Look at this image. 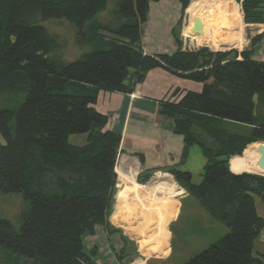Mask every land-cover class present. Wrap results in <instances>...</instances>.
Wrapping results in <instances>:
<instances>
[{
  "label": "trees",
  "instance_id": "16d2710c",
  "mask_svg": "<svg viewBox=\"0 0 264 264\" xmlns=\"http://www.w3.org/2000/svg\"><path fill=\"white\" fill-rule=\"evenodd\" d=\"M108 1L0 0V100L6 102L0 108V192L20 193L26 203L18 229L0 217V264H98V250L86 247L85 237L97 225L109 235L120 231L110 214L121 139L104 128L108 118L93 104L102 90L132 92L156 67L202 83L199 91L174 89L158 101L160 115L182 136L179 162L193 144L200 147L202 180L192 183L187 170L167 171L227 228L180 264H263L253 247L264 227L254 199L264 201V175L233 173L229 160L264 141V60L252 56L264 32L241 51L178 46L152 55L142 49V26L153 0H120L123 20L108 40L88 39L94 50L55 61L41 21L63 17L84 34L88 20L101 26L94 17ZM179 1L182 12L188 7V24L202 14V32L209 34L232 0ZM242 12L245 23H264V0H242ZM231 125L245 130L234 132ZM71 133H85V142L70 143ZM153 171L139 173L137 182L146 183ZM120 235L124 243L113 251L129 263L138 255L136 244Z\"/></svg>",
  "mask_w": 264,
  "mask_h": 264
},
{
  "label": "rangeland",
  "instance_id": "374dc122",
  "mask_svg": "<svg viewBox=\"0 0 264 264\" xmlns=\"http://www.w3.org/2000/svg\"><path fill=\"white\" fill-rule=\"evenodd\" d=\"M191 1L194 0H190L189 5ZM119 3L120 0H109L105 9L98 11L94 17L97 23L100 22L101 26L95 25L93 20H88L83 28L84 34H82L81 31H78L72 22L63 17L47 18L44 19V21H41L42 26L51 38L52 44L49 52L50 56L55 61L63 63L76 60L95 49L92 41L94 42V40L98 37L99 39L97 41H101L103 39L108 40L112 32L111 30L116 29L121 24V20H123L122 18H119ZM239 11L240 4L235 2V0L230 1L227 8L222 11L223 17L216 19V23L211 26L209 34H205L204 31L202 32L204 29L201 22V18H203L202 14L198 16V20L201 25L200 32H195L193 30L195 29L194 22L191 25L188 24L190 19L188 7L186 6L184 12H182L181 8L182 17H180L178 23H181L179 27H181L182 37L185 38L182 46L186 49H195L201 45L209 47L208 45L211 43V40H213V43L217 44H215L216 47L210 44L209 48L212 50L221 51L228 50L232 47L238 49L239 47L238 51H241L244 47H249V42L253 36L264 32V23H245L243 20V12L241 11L243 26L239 29ZM186 25L188 26V31L186 30L187 35L184 34ZM179 27H177V32L180 31ZM236 33H238V35ZM231 36H234L235 39H240L239 41L241 42L239 43L238 41L239 44L234 43V41H232L234 38H232V44H225L224 42H226L227 38H230ZM88 39H91L92 41ZM262 39H264V36L257 43L264 50V41H262ZM223 44L225 45L222 46ZM255 46L256 44L254 47ZM5 103V101L0 100V108H3ZM231 129L234 132H243L245 127L231 125ZM68 141H70V143L72 142L77 145H82V143L85 142V133H71L68 136ZM247 149L248 145L244 149L245 156L242 155V152L240 155L230 158L229 167L232 172H256L247 169V167L246 169L236 168L238 164L244 163L245 165H248L251 163ZM116 161L117 163L114 171L117 173V191L119 190L124 192L125 190H128V188L126 187L127 184L120 180V173L123 172L127 175H131L133 171L130 172L128 169L125 170L121 165L118 167V157ZM177 161H180V158H177L175 161L176 163L174 162L171 166H163V169L169 170L171 168H175L181 171L187 170L191 173L190 179L192 180V183L201 182L205 157H203L201 149L198 145L193 144L191 146L184 161ZM157 174L155 175L152 173V176L148 181H146V183H141L137 182L136 175L134 173V181L143 185H148V187L155 188L156 190L171 187L172 184H175L176 188H173L166 194L163 193L165 196L162 200L154 201L155 204L151 206V209L149 210V217L146 219L135 215L129 222L117 221L112 215L115 207L114 200L113 210L110 214V221L114 227H117L118 229L120 228V231L119 233L116 232V234H113L108 245L105 244L106 246L101 248L104 250V253L100 250V254H98V256L96 255L98 260L101 261L103 258V255L101 254H105L106 252V255L109 256V259L111 258L114 261V264H121L120 260H118L113 251H119L120 246L124 243L120 233L125 235L127 238L134 240L136 244L138 255L132 257V260L129 261L130 264H132L134 260L136 261L133 264H180L185 262L188 258H190V256L196 254L198 251L206 248L210 242L217 240L219 236L225 234L224 232L227 230L226 226L219 221L217 222L212 220L208 213L205 212L197 198L188 195L187 191L179 185V182H181L180 180L178 182L175 180L173 174L171 176V174L169 175L166 172ZM116 193L115 199L117 195ZM254 199L256 210L264 218V201L256 196ZM180 204L181 207L179 216L177 217V210ZM25 208L26 203L20 193L0 192V217L11 221L16 229L19 228L21 222L20 218L26 210ZM174 218L176 219L174 220ZM173 220L174 222L171 224ZM263 233L264 227L257 238L259 239L262 237ZM127 246L129 247L130 245ZM170 248L172 251L168 253ZM167 256L168 258H166ZM262 262L264 264V258L262 259ZM25 264H29V262L27 261Z\"/></svg>",
  "mask_w": 264,
  "mask_h": 264
},
{
  "label": "crops",
  "instance_id": "0c3cea01",
  "mask_svg": "<svg viewBox=\"0 0 264 264\" xmlns=\"http://www.w3.org/2000/svg\"><path fill=\"white\" fill-rule=\"evenodd\" d=\"M148 6V18L142 26V49L145 53L152 55L155 53H173L178 46L183 50L186 49L182 46L185 38L182 37L181 27H179L181 23H178V20L182 17L180 1L153 0L149 2ZM239 13L238 28L240 29L243 23L242 12L239 11ZM177 27L180 28L179 32H177ZM186 30L188 31L187 25L184 29L185 35H187ZM236 34L238 35V33ZM177 37L179 42H176ZM232 38L234 36L227 38L224 43L232 44ZM239 40L234 38L232 41L239 44L241 42ZM213 42L211 40L210 44L216 47L215 44L217 43L214 44ZM237 50H239V47ZM252 56L264 60V50L258 43L254 47ZM201 86L202 83L176 76L168 70L156 67L148 70L145 79L137 83L135 89L130 93L100 91L93 106L108 118L105 129L120 134V154L117 166L121 165L122 168L128 169L130 172L134 170L136 177L149 168L154 170L155 175L164 172L170 175L171 173L163 169V166H171L179 158L183 149V140L182 136L173 132L170 119L160 115L158 101L167 99L174 89H180L182 92L180 94H183L186 90L199 91ZM174 95L178 96V94ZM180 207L181 204L177 210V217L179 216ZM112 236L107 234V230L102 225H97L95 234L86 235V247L95 245L98 256L100 250H102L101 248L105 247V244L108 245ZM102 251L104 253V250ZM171 251L170 248L168 253ZM253 254L261 260L264 258V233L262 237L254 240ZM101 255H103L101 261L97 257L95 258L99 264H114V261L106 255V252ZM124 262L125 260L120 263L128 264Z\"/></svg>",
  "mask_w": 264,
  "mask_h": 264
},
{
  "label": "bare ground",
  "instance_id": "6f19581e",
  "mask_svg": "<svg viewBox=\"0 0 264 264\" xmlns=\"http://www.w3.org/2000/svg\"><path fill=\"white\" fill-rule=\"evenodd\" d=\"M257 143H250L248 145V155L251 163L245 165L244 163L238 164L236 168L250 169L251 171H256L260 173L262 170L260 166L257 165L256 160L258 159L257 153ZM243 162V160H242ZM256 162V163H255ZM236 163V162H235ZM134 171V170H133ZM121 172V171H120ZM120 180L127 184L128 190L124 192L117 191L115 199V207L113 210V216L117 221H130L135 215L140 216V218H148L149 210L151 206L154 205V201L162 200L168 191L176 188L175 184L171 187L162 188L161 190H156L155 188L148 187V185H143L134 181V172L131 175H127L123 172L120 173ZM171 181V180H170ZM133 221V220H131Z\"/></svg>",
  "mask_w": 264,
  "mask_h": 264
},
{
  "label": "water",
  "instance_id": "95a60500",
  "mask_svg": "<svg viewBox=\"0 0 264 264\" xmlns=\"http://www.w3.org/2000/svg\"><path fill=\"white\" fill-rule=\"evenodd\" d=\"M235 2L239 3L240 4V11H242V0H235ZM194 26H195V29H193L195 32H200V29H201V25H200V22L198 19H194ZM231 49V48H229ZM258 147H257V153L259 155V158L257 160V165L260 166L261 168V172L260 173H257V174H263L264 175V142H258ZM253 173H256V172H253Z\"/></svg>",
  "mask_w": 264,
  "mask_h": 264
},
{
  "label": "built area",
  "instance_id": "2783aa9c",
  "mask_svg": "<svg viewBox=\"0 0 264 264\" xmlns=\"http://www.w3.org/2000/svg\"><path fill=\"white\" fill-rule=\"evenodd\" d=\"M116 187L118 188L117 184H116Z\"/></svg>",
  "mask_w": 264,
  "mask_h": 264
}]
</instances>
